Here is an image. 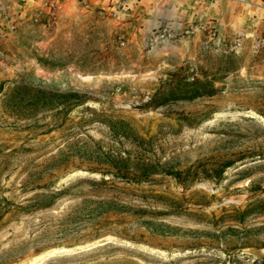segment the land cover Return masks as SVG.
<instances>
[{
  "label": "rangeland",
  "instance_id": "374dc122",
  "mask_svg": "<svg viewBox=\"0 0 264 264\" xmlns=\"http://www.w3.org/2000/svg\"><path fill=\"white\" fill-rule=\"evenodd\" d=\"M236 1L0 0V264H264V1ZM231 53L218 95L143 109Z\"/></svg>",
  "mask_w": 264,
  "mask_h": 264
},
{
  "label": "trees",
  "instance_id": "16d2710c",
  "mask_svg": "<svg viewBox=\"0 0 264 264\" xmlns=\"http://www.w3.org/2000/svg\"><path fill=\"white\" fill-rule=\"evenodd\" d=\"M236 58L237 56L234 53L222 55L219 59L218 71L211 76L207 73L195 76L188 73L185 67L178 68L169 74L167 78L160 80V84L152 96L143 104V109L157 110L176 102L192 101L198 98H209L218 95L223 86H217L216 83L222 82L225 75L235 73L238 70ZM142 167L136 172L127 171L128 174L138 175L131 179L136 183L157 181L152 175L158 173H163V175L176 180L178 183L183 181L182 171L180 170L169 168L161 171L150 163L143 164ZM259 202L264 203V199L259 200Z\"/></svg>",
  "mask_w": 264,
  "mask_h": 264
},
{
  "label": "crops",
  "instance_id": "0c3cea01",
  "mask_svg": "<svg viewBox=\"0 0 264 264\" xmlns=\"http://www.w3.org/2000/svg\"><path fill=\"white\" fill-rule=\"evenodd\" d=\"M138 1L139 5L144 6L145 8H150L153 7L156 4L157 0H136ZM186 1L187 5L193 8L194 14L196 13L197 15H194L195 17H205L204 13L206 12L207 8H215L214 10V17L217 19L218 17H222V6L224 4H229L231 7H236V0H184ZM254 2H262L264 0H253ZM217 7H220L216 9ZM152 11V10H150ZM231 17L236 18L233 13H231Z\"/></svg>",
  "mask_w": 264,
  "mask_h": 264
}]
</instances>
